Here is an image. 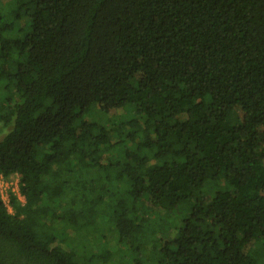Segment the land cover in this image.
I'll return each mask as SVG.
<instances>
[{
	"label": "trees",
	"instance_id": "16d2710c",
	"mask_svg": "<svg viewBox=\"0 0 264 264\" xmlns=\"http://www.w3.org/2000/svg\"><path fill=\"white\" fill-rule=\"evenodd\" d=\"M1 126L0 264H264V0H0Z\"/></svg>",
	"mask_w": 264,
	"mask_h": 264
},
{
	"label": "rangeland",
	"instance_id": "374dc122",
	"mask_svg": "<svg viewBox=\"0 0 264 264\" xmlns=\"http://www.w3.org/2000/svg\"><path fill=\"white\" fill-rule=\"evenodd\" d=\"M3 1H6V0H3ZM110 114H115V113H118L117 111H111L109 112ZM9 127H6V128H3L2 126L0 127V139L1 137L3 136V134L8 130ZM5 182H12V185L10 187H13L14 186V183L17 182V175H13L11 177H8L7 179H4L3 181H0V189H2V191L5 190L6 188V183ZM9 189V188H8ZM9 212L11 211L10 208H8ZM177 212V211H176ZM105 233V237L107 238V240H111V233H109L108 231H104ZM124 245H118L116 243H113V242H110V244L108 245V247L110 249H117V248H122ZM128 258V256H127ZM117 259L118 257L117 256H114L113 259L110 261V264H116L117 263Z\"/></svg>",
	"mask_w": 264,
	"mask_h": 264
},
{
	"label": "built area",
	"instance_id": "2783aa9c",
	"mask_svg": "<svg viewBox=\"0 0 264 264\" xmlns=\"http://www.w3.org/2000/svg\"><path fill=\"white\" fill-rule=\"evenodd\" d=\"M4 179L5 178H3L2 176H0V181H3ZM5 183H6L5 190L2 191V189H0V195H1L2 200L5 203V205L8 208H10L9 205H8V199H7V192L8 191H11L13 194H15L17 196V198L19 199V201L23 202L24 199H23V197L21 195H19L18 190H17V182L14 183V186L13 187H10L12 185V182H5Z\"/></svg>",
	"mask_w": 264,
	"mask_h": 264
}]
</instances>
